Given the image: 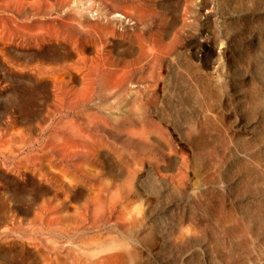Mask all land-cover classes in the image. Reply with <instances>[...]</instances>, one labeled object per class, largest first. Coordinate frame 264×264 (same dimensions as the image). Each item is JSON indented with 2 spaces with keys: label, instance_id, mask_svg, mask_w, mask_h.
<instances>
[{
  "label": "rangeland",
  "instance_id": "rangeland-1",
  "mask_svg": "<svg viewBox=\"0 0 264 264\" xmlns=\"http://www.w3.org/2000/svg\"><path fill=\"white\" fill-rule=\"evenodd\" d=\"M0 264H264V0H0Z\"/></svg>",
  "mask_w": 264,
  "mask_h": 264
},
{
  "label": "bare ground",
  "instance_id": "bare-ground-1",
  "mask_svg": "<svg viewBox=\"0 0 264 264\" xmlns=\"http://www.w3.org/2000/svg\"><path fill=\"white\" fill-rule=\"evenodd\" d=\"M37 3V2H36ZM7 7V6H6ZM17 9V8H16ZM19 12V11H18ZM38 19V18H37ZM73 22V21H72ZM19 27V26H18ZM23 28V27H22ZM32 32V31H31ZM19 36V35H18ZM17 36V37H18ZM9 38V37H8ZM49 38V37H48ZM62 38H63V36H62ZM51 39V38H50ZM49 41V40H48ZM47 42V41H46ZM13 43V42H12ZM17 43V42H16ZM24 43V42H23ZM18 44V43H17ZM34 45V44H33ZM24 46V45H23ZM35 47V46H34Z\"/></svg>",
  "mask_w": 264,
  "mask_h": 264
}]
</instances>
